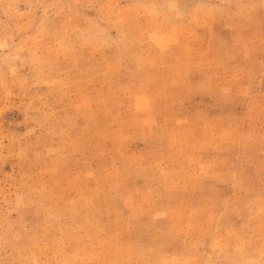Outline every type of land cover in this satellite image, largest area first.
Returning a JSON list of instances; mask_svg holds the SVG:
<instances>
[{"label": "rangeland", "instance_id": "rangeland-1", "mask_svg": "<svg viewBox=\"0 0 264 264\" xmlns=\"http://www.w3.org/2000/svg\"><path fill=\"white\" fill-rule=\"evenodd\" d=\"M0 264H264V0H0Z\"/></svg>", "mask_w": 264, "mask_h": 264}]
</instances>
